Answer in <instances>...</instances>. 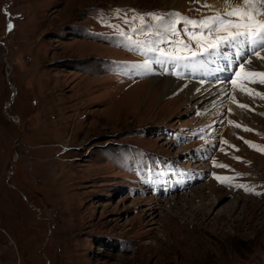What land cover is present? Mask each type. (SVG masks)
I'll use <instances>...</instances> for the list:
<instances>
[{
  "label": "rangeland",
  "instance_id": "obj_1",
  "mask_svg": "<svg viewBox=\"0 0 264 264\" xmlns=\"http://www.w3.org/2000/svg\"><path fill=\"white\" fill-rule=\"evenodd\" d=\"M240 3L0 0V264H264L263 87L246 70L225 87L219 50L220 71L195 78L212 92L166 94L161 79L191 69L139 66L155 54L131 47L163 39L137 14ZM185 28L200 32L178 24L159 47L195 49Z\"/></svg>",
  "mask_w": 264,
  "mask_h": 264
},
{
  "label": "snow or ice",
  "instance_id": "obj_2",
  "mask_svg": "<svg viewBox=\"0 0 264 264\" xmlns=\"http://www.w3.org/2000/svg\"><path fill=\"white\" fill-rule=\"evenodd\" d=\"M205 7L211 8L210 5ZM165 15L168 16L165 19ZM156 15L155 13L137 14L134 19L139 20L141 24L144 22L145 16H148L152 21L158 22L155 30L149 28L141 34H147L149 36L163 37V39L153 40H137L131 44V47L143 52L154 53L153 60H144L142 67H148L150 63H165L166 61L174 62V64H181L184 61L194 60L197 57H212L216 56L221 48L224 47H245L250 51L253 56L264 60V0H242V3L231 6L230 8L221 12L216 10L212 16L204 17L200 20H194L190 18L181 17L180 14H165ZM183 24L186 27L198 28L201 31L199 33L189 34L185 28V35H188L189 41H194L196 48L193 49L188 43L184 41H175L177 48L171 52L162 50L159 45L167 41V34L176 35L177 25ZM111 27L119 28L118 25ZM13 25L8 24L7 30L11 31ZM136 31V29H133ZM122 36L123 32L120 33ZM131 40V37H129ZM184 67L191 68L194 65L183 64ZM138 67V66H133ZM240 70H246L250 76L264 77V72L258 71L253 66V60L251 58L246 61H242L238 64ZM180 77V72L171 73ZM238 74V73H237ZM252 82H256L253 80ZM264 83V79L259 81ZM233 84L236 81H232ZM264 98V97H262ZM235 99V97H233ZM240 107H248L246 105H240ZM264 115V113H262ZM233 123V122H230ZM239 127V125H237ZM250 131V129H245ZM250 147H258L251 144L249 141H245ZM227 143V141H222ZM264 150V149H261ZM240 159V158H237ZM221 167H227L226 165H219ZM220 180V177H216ZM246 190L251 189L244 186Z\"/></svg>",
  "mask_w": 264,
  "mask_h": 264
},
{
  "label": "bare ground",
  "instance_id": "obj_3",
  "mask_svg": "<svg viewBox=\"0 0 264 264\" xmlns=\"http://www.w3.org/2000/svg\"><path fill=\"white\" fill-rule=\"evenodd\" d=\"M171 3H174V2H176V0H169ZM202 1H207V3L208 2H210V3H213V4H218V0H202ZM231 1V3L232 2H236V3H238L240 0H230ZM228 3V2H227ZM229 5V4H228ZM171 7H173V4H171ZM229 7V6H228ZM200 58V57H199ZM204 58V59H203ZM202 59H203V61H201V60H199V61H195V63H191V65H194L192 68H188V67H184L183 66V64H176V65H166L165 63H163L162 64V66H160L159 67V69H160V72H164V73H173V72H183V73H185V72H187V70L188 69H191L189 72H188V74H187V77H186V80L187 81H190V83L189 82H187L184 78H181L182 80H177L176 78H174V76L173 75H171V76H173V77H163L161 80H162V82H161V88H160V90L161 91H163L164 93H174V92H179L180 94H192L194 91H196L197 89H199L198 91H199V93H208V92H210L211 90H209L210 89V87H211V85L210 86H205V87H200L201 85H202V81H200V80H197V79H195V78H198L197 76H199V73H201L202 71L204 72V74H202L201 75V77H203L204 79H207V77H208V79H211L212 78V76L215 74V72L216 73H218L219 71H220V69L219 68H217L216 66L215 67H213L212 68V73L211 72H208V70L205 68V65L204 64H210L211 62H210V60L211 59H209L208 61L206 60L208 57L207 56H205V57H203ZM240 61L242 60V59H239ZM254 61V60H253ZM213 62V61H212ZM258 63V62H257ZM184 64H187V63H184ZM261 64H263V62L262 61H260V65ZM212 65V64H211ZM260 65H256L255 63H253V66L255 67V68H257V70H259L258 68H261L260 67ZM212 66H214V65H212ZM218 66V65H217ZM263 67H264V64H263ZM171 69V71H169V72H165L167 69ZM181 69V70H180ZM228 70H230V72L228 73V79H226V81L224 82L225 83V87H226V85L228 84V83H230V81H227V80H232V79H236V80H239V81H241V80H245V79H249V77L250 76H245V77H242L243 76V74L246 72L245 70H240L239 68H238V65H235L234 67H233V65H231V66H228ZM237 71H238V74H237ZM260 72H264V69L262 68V70H259ZM182 75V74H181ZM200 77V78H201ZM256 79H258V82L256 83V82H253L252 84H248L249 86H252V88L254 89H258L259 87H263V89H264V86H263V84L264 83H260L259 81L260 80H262V79H264L263 77H255ZM234 79V80H235ZM158 80H160V78H159V76L158 77H154L153 79H151V80H149L151 83H156V82H158ZM257 81V80H256ZM248 82V81H247ZM215 83V85L216 84H218L219 82L217 81V82H214ZM214 85V86H215ZM213 86V87H214ZM247 89V88H246ZM159 90V89H158ZM226 90H227V88H226ZM253 91V90H252ZM212 92V91H211ZM163 93V94H164ZM162 94V95H163ZM161 96V95H160ZM202 96V95H201ZM200 99V98H199ZM233 114V113H232ZM220 124V123H219ZM224 134H225V132H224ZM226 135V134H225ZM224 137V136H223ZM218 192H219V190H218ZM221 193V192H220Z\"/></svg>",
  "mask_w": 264,
  "mask_h": 264
},
{
  "label": "water",
  "instance_id": "obj_4",
  "mask_svg": "<svg viewBox=\"0 0 264 264\" xmlns=\"http://www.w3.org/2000/svg\"><path fill=\"white\" fill-rule=\"evenodd\" d=\"M11 88H12V86H11ZM13 89V88H12ZM14 91V90H13ZM13 96H14V92L12 93V96H11V98H10V100L6 103V105H5V112H6V114L10 117V118H12L15 122H18V119H17V117L15 116V115H12V114H9L6 110H7V108H8V106L11 104V102H12V98H13ZM17 142H18V139L16 140V143H15V147L17 148ZM16 158H17V153L15 154V157H14V160H13V163H14V161L16 160ZM18 191L21 193V195L23 196V197H25V195L23 194V192L21 191V190H19L18 189ZM29 206H31L30 204H29ZM32 208H33V206H31Z\"/></svg>",
  "mask_w": 264,
  "mask_h": 264
},
{
  "label": "built area",
  "instance_id": "obj_5",
  "mask_svg": "<svg viewBox=\"0 0 264 264\" xmlns=\"http://www.w3.org/2000/svg\"><path fill=\"white\" fill-rule=\"evenodd\" d=\"M258 261L257 259H255V261H253V264H255V262Z\"/></svg>",
  "mask_w": 264,
  "mask_h": 264
}]
</instances>
